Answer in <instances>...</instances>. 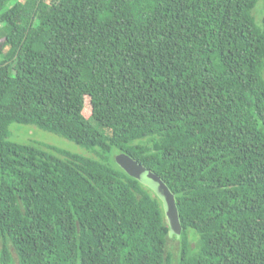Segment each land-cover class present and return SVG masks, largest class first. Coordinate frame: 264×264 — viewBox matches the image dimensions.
I'll return each instance as SVG.
<instances>
[{
    "label": "trees",
    "instance_id": "16d2710c",
    "mask_svg": "<svg viewBox=\"0 0 264 264\" xmlns=\"http://www.w3.org/2000/svg\"><path fill=\"white\" fill-rule=\"evenodd\" d=\"M259 2L0 0V264H264ZM13 122L96 154L15 141ZM112 148L173 194L176 257Z\"/></svg>",
    "mask_w": 264,
    "mask_h": 264
},
{
    "label": "rangeland",
    "instance_id": "374dc122",
    "mask_svg": "<svg viewBox=\"0 0 264 264\" xmlns=\"http://www.w3.org/2000/svg\"><path fill=\"white\" fill-rule=\"evenodd\" d=\"M12 1L14 0H11V2ZM254 10L256 11H254L255 19L258 21L264 11V0H260ZM86 108H89L88 101L86 103ZM9 135L10 139L15 141L36 142L52 153H56L57 149H61L85 156H94L96 154V149L95 151L93 149H87L85 146H82L59 133L38 127L34 124L13 122L9 126ZM47 146H51L53 149L47 148ZM108 156V161L113 168L123 174L135 178L159 198L168 225V250L173 254V257H176L178 242L175 238L180 236L181 224L178 215H168L164 211V200L167 197L168 192L166 184L156 179L153 173L147 170L144 166L137 164L132 157L124 152H120L116 148H112ZM14 264H17V262L15 261Z\"/></svg>",
    "mask_w": 264,
    "mask_h": 264
},
{
    "label": "water",
    "instance_id": "95a60500",
    "mask_svg": "<svg viewBox=\"0 0 264 264\" xmlns=\"http://www.w3.org/2000/svg\"><path fill=\"white\" fill-rule=\"evenodd\" d=\"M137 162V161H136ZM137 164L143 166L142 164L138 163ZM146 168V167H145ZM147 170H149L148 168H146ZM151 171V170H149ZM152 172V171H151ZM153 173V172H152ZM153 175L155 176L156 179L162 181L155 173H153ZM163 182V181H162ZM168 192H167V197L165 198L164 200V211L166 214L168 215H172V214H176L178 215V212H177V207H176V204H175V199H174V196L173 194L170 192V190L168 189V187L166 186Z\"/></svg>",
    "mask_w": 264,
    "mask_h": 264
}]
</instances>
